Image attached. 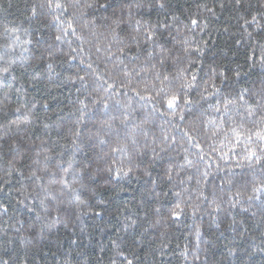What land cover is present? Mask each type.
<instances>
[{"label": "trees", "instance_id": "trees-1", "mask_svg": "<svg viewBox=\"0 0 264 264\" xmlns=\"http://www.w3.org/2000/svg\"><path fill=\"white\" fill-rule=\"evenodd\" d=\"M257 132L264 0H0V264H264Z\"/></svg>", "mask_w": 264, "mask_h": 264}, {"label": "snow or ice", "instance_id": "snow-or-ice-1", "mask_svg": "<svg viewBox=\"0 0 264 264\" xmlns=\"http://www.w3.org/2000/svg\"><path fill=\"white\" fill-rule=\"evenodd\" d=\"M51 7V4L49 5ZM56 7H61V5L57 4ZM161 7H163V5H161ZM196 22L193 21V24H195ZM69 27H71V24H69ZM57 39H59V37H57ZM175 97H173L172 100H170L169 103V107H173L174 103H175ZM257 136H259L261 139H264V136H261L259 132L256 133ZM251 155H255V153H251Z\"/></svg>", "mask_w": 264, "mask_h": 264}]
</instances>
